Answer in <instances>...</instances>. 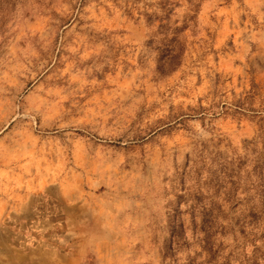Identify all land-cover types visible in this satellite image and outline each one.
<instances>
[{
	"label": "rangeland",
	"instance_id": "obj_1",
	"mask_svg": "<svg viewBox=\"0 0 264 264\" xmlns=\"http://www.w3.org/2000/svg\"><path fill=\"white\" fill-rule=\"evenodd\" d=\"M0 264H264V0H0Z\"/></svg>",
	"mask_w": 264,
	"mask_h": 264
}]
</instances>
